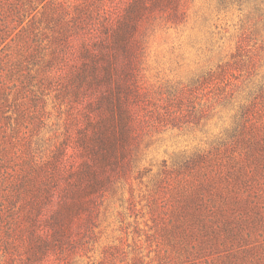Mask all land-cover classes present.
Listing matches in <instances>:
<instances>
[{
	"label": "trees",
	"instance_id": "trees-1",
	"mask_svg": "<svg viewBox=\"0 0 264 264\" xmlns=\"http://www.w3.org/2000/svg\"><path fill=\"white\" fill-rule=\"evenodd\" d=\"M178 2L0 0L3 264H42L47 251H63L119 183L146 175L138 163L147 127L198 125L207 111L200 100L231 97V79L255 68L239 46L231 62L168 97L160 111L142 82L138 34L154 8ZM48 105L60 124L37 156L32 137ZM233 119L225 140L163 171L149 193L165 264H264L263 83Z\"/></svg>",
	"mask_w": 264,
	"mask_h": 264
},
{
	"label": "rangeland",
	"instance_id": "rangeland-1",
	"mask_svg": "<svg viewBox=\"0 0 264 264\" xmlns=\"http://www.w3.org/2000/svg\"><path fill=\"white\" fill-rule=\"evenodd\" d=\"M261 1L179 0L177 6L166 5L164 9L163 4L149 13L138 34L142 47V82L160 111L166 109L168 97L189 88L196 78L217 70L220 64L231 62L239 46L248 50L242 58L253 59L255 68H248L239 78L231 79L228 86L231 97L221 100L210 93L207 102L202 98L200 103L206 105L207 111L198 125L147 127L141 137L138 163L139 169L147 170L146 175L141 180L132 179L130 184L119 183L100 205L93 223L86 227L77 224L64 250L47 251L42 264L164 263L165 246L159 244V221L152 214L149 193L158 178L165 176L163 171L225 140L235 126L233 116L237 107L248 103L258 86L264 84ZM173 8L175 17L169 15ZM47 111L50 116L45 125L40 127L38 136L32 137V152L37 156L46 154L60 124L50 105ZM4 257L0 256V264Z\"/></svg>",
	"mask_w": 264,
	"mask_h": 264
}]
</instances>
